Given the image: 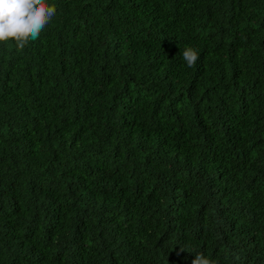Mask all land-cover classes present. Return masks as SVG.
<instances>
[{
    "label": "trees",
    "instance_id": "16d2710c",
    "mask_svg": "<svg viewBox=\"0 0 264 264\" xmlns=\"http://www.w3.org/2000/svg\"><path fill=\"white\" fill-rule=\"evenodd\" d=\"M48 2L0 42V264H264V0Z\"/></svg>",
    "mask_w": 264,
    "mask_h": 264
},
{
    "label": "clouds",
    "instance_id": "9594fccd",
    "mask_svg": "<svg viewBox=\"0 0 264 264\" xmlns=\"http://www.w3.org/2000/svg\"><path fill=\"white\" fill-rule=\"evenodd\" d=\"M56 14V6L48 0H0V42L14 40L17 49H23L30 40H36ZM188 67L199 59L198 51L186 47L182 52ZM185 251L180 247L178 255ZM191 264H215L203 253L197 252Z\"/></svg>",
    "mask_w": 264,
    "mask_h": 264
}]
</instances>
